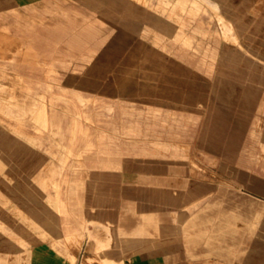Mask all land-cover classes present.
Masks as SVG:
<instances>
[{
  "label": "crops",
  "instance_id": "obj_1",
  "mask_svg": "<svg viewBox=\"0 0 264 264\" xmlns=\"http://www.w3.org/2000/svg\"><path fill=\"white\" fill-rule=\"evenodd\" d=\"M207 1L0 0V264H264V0Z\"/></svg>",
  "mask_w": 264,
  "mask_h": 264
},
{
  "label": "rangeland",
  "instance_id": "obj_2",
  "mask_svg": "<svg viewBox=\"0 0 264 264\" xmlns=\"http://www.w3.org/2000/svg\"><path fill=\"white\" fill-rule=\"evenodd\" d=\"M140 1H143V0H140ZM199 3H200V5H199L200 9L207 11V7L209 5L208 1L207 0H199ZM165 5L168 6L169 14L175 13V7H176L175 0H168V4H165ZM211 7H210V9L213 10L214 9L213 6H211ZM88 260H91V259H88Z\"/></svg>",
  "mask_w": 264,
  "mask_h": 264
}]
</instances>
